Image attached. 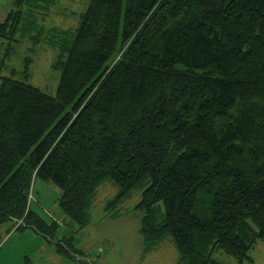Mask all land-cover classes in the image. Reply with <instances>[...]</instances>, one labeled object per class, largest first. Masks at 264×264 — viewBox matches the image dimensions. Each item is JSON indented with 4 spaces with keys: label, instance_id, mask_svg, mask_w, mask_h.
Instances as JSON below:
<instances>
[{
    "label": "trees",
    "instance_id": "obj_1",
    "mask_svg": "<svg viewBox=\"0 0 264 264\" xmlns=\"http://www.w3.org/2000/svg\"><path fill=\"white\" fill-rule=\"evenodd\" d=\"M54 3L10 0L0 22L1 69L28 36L61 71L53 95L28 82L29 57L0 76V246L30 230L95 264L76 234L110 180L108 218L141 190L144 251L170 237L176 264L250 261L264 239V0H88L74 31H46ZM36 180L58 187L69 228L30 206Z\"/></svg>",
    "mask_w": 264,
    "mask_h": 264
},
{
    "label": "rangeland",
    "instance_id": "obj_2",
    "mask_svg": "<svg viewBox=\"0 0 264 264\" xmlns=\"http://www.w3.org/2000/svg\"><path fill=\"white\" fill-rule=\"evenodd\" d=\"M5 2H7L8 11L10 0H5ZM87 5L88 0H55L48 15L38 14L39 25L45 27L46 31L54 27L62 28L64 31H74L78 27L80 15ZM0 16L2 18L3 14ZM24 40L20 44L14 43L16 53L14 56L12 55L11 59L5 60L7 68H0V76L10 75L11 65L18 71H22L24 58L29 57L32 64L29 69L31 75L28 77V82L49 94H55L61 75V71L55 68L58 51L46 44L45 40L39 45L31 44V39L28 36ZM0 47L2 46L0 45ZM2 56L0 53V64ZM118 193L119 187L110 180L100 185L90 207V223L86 228L78 230L76 234L77 246L86 249L90 254V261L95 264L174 263L177 258V250L170 237L164 239L157 249L144 251L143 237L140 234L142 213L135 208L140 200L141 190L133 191L123 201L118 208L119 217L108 218L105 216L104 210L107 203L114 200ZM58 196V187L37 180V184L34 185L30 194L29 204L38 210L44 207L43 215L49 217V220L57 222L60 228L65 230L68 225L58 205ZM100 250L102 251L100 252ZM249 254L251 260L242 263L224 252H218L216 259L220 261V264H264V239L258 240Z\"/></svg>",
    "mask_w": 264,
    "mask_h": 264
},
{
    "label": "crops",
    "instance_id": "obj_3",
    "mask_svg": "<svg viewBox=\"0 0 264 264\" xmlns=\"http://www.w3.org/2000/svg\"><path fill=\"white\" fill-rule=\"evenodd\" d=\"M0 6H1L0 15L3 14L2 18L0 16V21H1L2 19H4L3 17L6 15L7 12V8H6L7 2H5V0H0ZM35 184H37V180L35 181ZM32 208L39 213L42 212L45 213V211H43L44 207H42L39 210L36 207H32ZM48 218L49 217H47L46 219ZM2 230L5 231L6 229L3 228ZM142 241L144 243V240ZM157 248L158 247H156V249ZM101 251L102 250H100V252ZM88 256L90 257V254H88ZM177 260H178V252H177V258L175 262L172 264H176ZM0 264H81V263L79 260H71L57 253L55 246L53 244L47 243L42 236L30 230H27L24 232L11 231L6 236L4 242L0 246Z\"/></svg>",
    "mask_w": 264,
    "mask_h": 264
}]
</instances>
